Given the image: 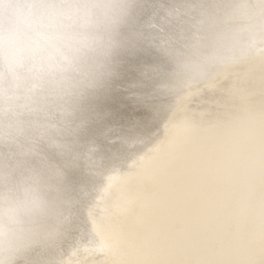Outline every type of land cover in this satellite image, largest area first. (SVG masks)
<instances>
[{
	"label": "bare ground",
	"instance_id": "bare-ground-1",
	"mask_svg": "<svg viewBox=\"0 0 264 264\" xmlns=\"http://www.w3.org/2000/svg\"><path fill=\"white\" fill-rule=\"evenodd\" d=\"M226 2L232 3L227 9L224 7ZM255 3L257 0H199L186 3L178 11L169 9L170 17L165 21L181 12L185 30L181 34L190 36V41L185 44L188 47L192 41L212 39L217 44L220 40L233 39L238 48L240 44H254L259 57L264 58V47H259L264 44V15L258 8L249 7ZM194 13L197 15L191 19ZM156 41L161 48L160 54L177 58L178 70H186L180 74L188 77L184 85L202 79L194 61H202L212 53L208 52L202 59L189 58V48H172L166 35ZM138 45L151 47L150 43ZM215 49L213 46L212 52L215 53ZM224 51L228 52L222 50L221 55ZM226 67H221L216 77L225 76L235 68ZM251 80L250 92L237 86L236 90L232 89V99L228 102L231 101V106L236 108L227 114V135L213 128L210 139L194 142L193 146L183 150L182 155L179 152L170 156L167 161L173 162L172 170L166 174L169 165L164 166L166 171L157 173L160 180L136 184L130 181L113 187L111 182L123 166L114 169L115 165L106 161L99 167L83 169L82 173L88 175L82 178L80 185L59 189L54 218L57 226L42 244L56 246L65 233L75 228L77 222L73 223L71 218L74 217L68 218V215L78 197L88 194L94 199V196L99 197L114 188L116 205L123 198H132V207L121 216L122 226L116 229L115 225L104 223L91 201L86 203L80 217L83 221L87 218L90 221L88 228L79 229L80 237L86 239L82 247L89 248L93 242L99 245L92 251L94 263L103 264L101 260L105 259L113 264H264V74H257ZM160 85L156 95L174 93L175 87L166 83ZM111 234H119L123 243L105 251L104 243ZM76 260H79L76 264H80L86 259Z\"/></svg>",
	"mask_w": 264,
	"mask_h": 264
},
{
	"label": "rangeland",
	"instance_id": "rangeland-1",
	"mask_svg": "<svg viewBox=\"0 0 264 264\" xmlns=\"http://www.w3.org/2000/svg\"><path fill=\"white\" fill-rule=\"evenodd\" d=\"M198 1L134 0L130 12L122 20L115 36V45L111 54L102 61L78 64L69 70L67 75L73 83L87 80L90 87L82 103L78 106L77 123L79 128L70 150L49 149L42 145L49 163L53 164L54 170L58 172V187H60L58 190L63 186L77 187V183L80 185L82 178L88 175L86 172L82 173L83 169L99 167L106 161L109 162L108 164L113 163L114 169H117V166H123V169L121 167V170L119 169L120 171L114 176L115 180L111 182L113 187L130 181L133 184L154 183L161 177L157 173L166 171L164 166L169 165L166 174L172 170L173 162L167 161L170 156L179 152L182 155L187 146H193L194 142H201L203 139H210L213 128H218L222 135L225 133L227 135L226 117L232 109L236 108V106H231V101L228 102L229 99H232L230 96L237 87H241L247 92L251 91L252 80L255 79L251 80V78L257 74H264V58L259 57L254 44L244 43L240 44L238 48L233 43V39L220 40L217 44L212 39L201 40V42L192 41L191 44L189 43L191 46L185 45L190 41V36L181 34L185 31L183 30L184 19L181 12L170 20H165L170 17L169 9L178 11L186 3ZM224 4L227 9L232 3ZM196 13L190 16L191 19L195 18L199 12ZM165 35L172 48L188 47L189 58L202 59L208 52L217 57H225L227 54L236 52L241 53V57L226 65L231 68L235 66V68L225 76L216 77L219 72L217 71L216 75L203 77L201 80L194 79L188 85H184L188 81V77L180 75L186 70H178L176 67L178 59L159 53L161 48H158L156 39L159 41ZM149 43L151 47L141 45L139 47L138 45ZM213 46L216 48L215 53L212 52ZM259 47L262 49L264 44ZM222 50L228 52L224 51L221 55ZM174 75L179 76L175 78ZM164 83L175 87L174 93L156 95L158 87ZM242 89L240 90L245 94ZM214 143L212 142V144ZM187 152L190 153V151ZM139 178L142 180L139 181ZM150 178L152 179L150 180ZM108 192L100 194L99 197L94 196V199L90 198L88 194L83 198L78 197L68 215V218L74 217L71 218L73 223L77 222L75 228H71L70 232L65 233L59 241L60 243L58 242L56 246L53 245L54 247L38 244L22 251L15 257L14 264L79 263V260L76 259H80V261L86 259L80 264H97L94 263L95 256L92 251L99 248V245L93 242L89 248L82 247L86 239H84L85 236L80 237L79 235V229L85 230L90 223L88 218L86 221L80 219L82 210L86 209V203L91 201V205L98 210L97 213L103 222L110 226L115 225L116 229L123 225L121 216L125 214L124 212L129 211L133 204L132 198L128 196L121 199L116 205L118 200L115 197L114 188ZM84 226L85 228H83ZM70 233H73L75 237ZM69 239L72 242H69ZM76 239L77 241H73ZM107 240L108 242L104 243L105 251L114 245L123 243L119 234H111ZM97 253L99 252L97 251ZM101 262L113 264L111 260L102 259Z\"/></svg>",
	"mask_w": 264,
	"mask_h": 264
},
{
	"label": "clouds",
	"instance_id": "clouds-1",
	"mask_svg": "<svg viewBox=\"0 0 264 264\" xmlns=\"http://www.w3.org/2000/svg\"><path fill=\"white\" fill-rule=\"evenodd\" d=\"M134 0H0V264L57 226L58 172L42 145L70 150L90 85L67 73L106 59ZM249 7L264 15V0ZM241 57L194 61L215 74Z\"/></svg>",
	"mask_w": 264,
	"mask_h": 264
}]
</instances>
